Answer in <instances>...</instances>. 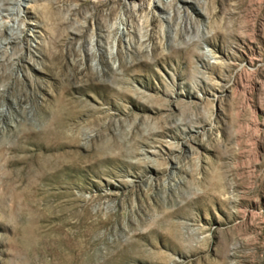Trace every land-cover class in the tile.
<instances>
[{"label":"rangeland","instance_id":"374dc122","mask_svg":"<svg viewBox=\"0 0 264 264\" xmlns=\"http://www.w3.org/2000/svg\"><path fill=\"white\" fill-rule=\"evenodd\" d=\"M17 1L0 264H264V0Z\"/></svg>","mask_w":264,"mask_h":264},{"label":"bare ground","instance_id":"6f19581e","mask_svg":"<svg viewBox=\"0 0 264 264\" xmlns=\"http://www.w3.org/2000/svg\"><path fill=\"white\" fill-rule=\"evenodd\" d=\"M168 1L169 0H166V2H168ZM8 2L14 3V5H16L17 8L15 9V11H17L18 12V15L20 16L21 13H22V11L20 9V7H21L20 5L22 3L21 2H18L17 0H0V9L3 7V5H6V3H8ZM149 4H151V3H149ZM143 6L140 7L141 13H143L145 11V7H143ZM147 8H148V6L146 5V10H148ZM145 12H147V11H145ZM6 27H8V26H5V24L4 25H0V39H2L4 37V30H7L8 31V29H6ZM20 29H22V26L21 25H20ZM8 33L10 35L9 36V39H6L5 41L8 40V42H11L14 38L16 39V37L14 36V34H11V32H9V31H8ZM3 44H4V40H0V54H1L2 49H3L2 48L3 47Z\"/></svg>","mask_w":264,"mask_h":264}]
</instances>
